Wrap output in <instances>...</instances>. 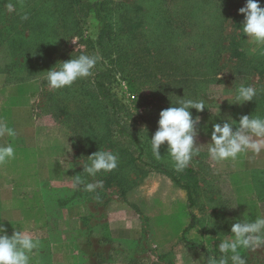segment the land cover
Segmentation results:
<instances>
[{"label":"rangeland","instance_id":"1","mask_svg":"<svg viewBox=\"0 0 264 264\" xmlns=\"http://www.w3.org/2000/svg\"><path fill=\"white\" fill-rule=\"evenodd\" d=\"M245 3L0 0V120L15 133L0 137V144L16 149L15 159L0 164V222L9 235L32 226L40 247L31 264L65 256L89 262V202L99 197L123 198L135 209L142 234L135 254L123 250L136 264H199L237 219L264 214V168H249L246 155L215 162L202 146L193 163L176 172L166 143L160 160L150 143L160 111L184 94L205 99L209 108L191 110L201 118L198 146L221 122L213 116L219 109L237 121L264 116V51H251L255 46L241 31L238 10ZM94 53L102 60L91 77L60 90L48 87L44 72L57 62ZM97 83L110 98L101 97ZM240 84L258 94L231 104ZM98 150L118 154L119 166L86 177L82 164ZM79 173L103 187L73 188ZM55 241L64 244L55 248ZM97 249L105 253L107 245ZM246 256L248 264H264V248Z\"/></svg>","mask_w":264,"mask_h":264},{"label":"clouds","instance_id":"2","mask_svg":"<svg viewBox=\"0 0 264 264\" xmlns=\"http://www.w3.org/2000/svg\"><path fill=\"white\" fill-rule=\"evenodd\" d=\"M11 10V5H9ZM243 14L241 31L248 41L255 46L251 51H264V6L260 0H246L238 10ZM24 15L22 19H27ZM102 60L99 54H80L76 58L57 62L45 71L48 87L60 90L71 87L77 80L91 77L98 63ZM258 89L252 85L240 84L232 93L231 104L242 105L253 101ZM159 113L158 127L150 139L152 155L155 159L162 158L161 146H167L176 172H183L194 158L200 154L202 146H206L207 156L215 162L235 161L252 153L258 155L264 150V116L242 115L239 120L231 116H220L219 111L213 115L221 122L213 123L210 140L203 145H197L200 116H193L192 109L203 112L207 102L203 98H178L176 103ZM14 130L0 120V137L14 136ZM16 149L12 143L0 144V164H6L15 159ZM86 177H97L101 173H110L119 166L118 154L109 150H98L87 157L82 164ZM83 187L84 191L95 192L103 187L102 180L86 182L80 173L72 176V187ZM14 229V228H13ZM219 244L214 249H208L209 255H201L199 264H248L246 253H253L264 248V214L255 219H237L232 223L229 234L218 239ZM40 247V241L33 234L32 226L23 230L14 229L9 235L0 222V264H31V260ZM213 253H216L213 255Z\"/></svg>","mask_w":264,"mask_h":264},{"label":"crops","instance_id":"3","mask_svg":"<svg viewBox=\"0 0 264 264\" xmlns=\"http://www.w3.org/2000/svg\"><path fill=\"white\" fill-rule=\"evenodd\" d=\"M263 152L264 150L254 156L246 154L247 166L264 168ZM248 174L249 172L247 176ZM105 200L106 198L99 197L94 203L89 202V262L79 256L80 260L77 259L78 257L72 260L65 256L63 261L55 257L51 264H136L135 258L132 261L125 258L123 249L129 247L131 255L136 253L135 244L139 243L137 240L142 234V225L137 218L138 215L123 198L111 199L109 202ZM76 224L80 225V220ZM53 244L57 248L59 245L63 246L64 243L55 241ZM106 245L105 253L102 249H97L106 247Z\"/></svg>","mask_w":264,"mask_h":264},{"label":"trees","instance_id":"4","mask_svg":"<svg viewBox=\"0 0 264 264\" xmlns=\"http://www.w3.org/2000/svg\"><path fill=\"white\" fill-rule=\"evenodd\" d=\"M117 22H118L117 24H120V21H119V20H118ZM97 85H98V88H99V92H100L101 97H104V98H110V93H109V91L106 89V87H105L102 83H97ZM152 167H153L154 169L161 170V171L167 173V174L172 178V180L175 181V183H176L177 185H179V186H181V187L183 186V188H185V189L187 190V193H190L189 187H188V186H184V185H182V183H180L179 180H178L175 176H173L171 173H169L168 171H166L165 169H163L162 167L157 166V165H152ZM188 198H189V200H191V195H188ZM192 227H193V226H192V223H191V222L188 223V224L183 228V232L189 230V229L192 228Z\"/></svg>","mask_w":264,"mask_h":264}]
</instances>
